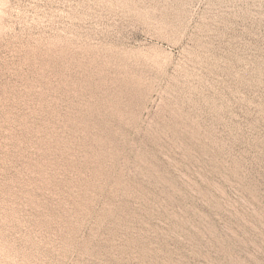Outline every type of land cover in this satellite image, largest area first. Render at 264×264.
<instances>
[{
  "label": "rangeland",
  "instance_id": "rangeland-1",
  "mask_svg": "<svg viewBox=\"0 0 264 264\" xmlns=\"http://www.w3.org/2000/svg\"><path fill=\"white\" fill-rule=\"evenodd\" d=\"M0 264H264V0H0Z\"/></svg>",
  "mask_w": 264,
  "mask_h": 264
}]
</instances>
